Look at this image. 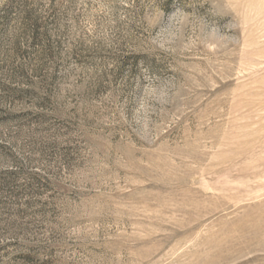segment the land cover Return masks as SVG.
Instances as JSON below:
<instances>
[{"label": "rangeland", "instance_id": "374dc122", "mask_svg": "<svg viewBox=\"0 0 264 264\" xmlns=\"http://www.w3.org/2000/svg\"><path fill=\"white\" fill-rule=\"evenodd\" d=\"M0 264H264V0H0Z\"/></svg>", "mask_w": 264, "mask_h": 264}]
</instances>
